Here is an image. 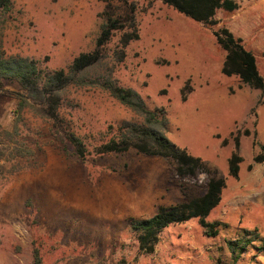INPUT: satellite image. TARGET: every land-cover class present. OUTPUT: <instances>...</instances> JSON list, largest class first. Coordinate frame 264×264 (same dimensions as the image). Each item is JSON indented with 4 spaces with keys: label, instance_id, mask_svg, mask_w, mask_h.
Here are the masks:
<instances>
[{
    "label": "rangeland",
    "instance_id": "374dc122",
    "mask_svg": "<svg viewBox=\"0 0 264 264\" xmlns=\"http://www.w3.org/2000/svg\"><path fill=\"white\" fill-rule=\"evenodd\" d=\"M234 1L237 10L218 11L209 27L158 0H129L139 38L123 48L115 32L89 72L164 109L166 137L224 180L221 202L207 217L223 223L219 234L208 237L194 219L166 228L153 254L139 252L130 221L185 195L161 158L96 153L110 127L136 115L107 92L78 84L66 90L57 121L30 99L32 108L18 113L16 98L0 95V264H31L35 241L44 264H233L234 241L237 264H264V163L253 162L264 146V94L222 74L225 53L213 36L223 27L241 39L264 78V0ZM130 16L119 0H12L9 12L0 11V58L65 69L94 49L107 18L127 24ZM5 90L28 97L16 82L5 81ZM69 134L84 144V159ZM238 134L242 163L232 178Z\"/></svg>",
    "mask_w": 264,
    "mask_h": 264
},
{
    "label": "trees",
    "instance_id": "16d2710c",
    "mask_svg": "<svg viewBox=\"0 0 264 264\" xmlns=\"http://www.w3.org/2000/svg\"><path fill=\"white\" fill-rule=\"evenodd\" d=\"M125 4L131 16L127 24L119 19L107 18L102 24L95 47L91 52L81 53L65 69L48 70L40 61L30 58H0V95H12L18 101V113L32 108L28 102L40 107L41 112L52 121L59 118V108L66 90L82 84L107 92L113 99L131 110L134 120H123L110 127L106 140L95 151L99 155L125 154L129 150L146 157L161 158L171 168V181H174L185 195V200L171 207H160L149 219L130 221V227L138 242V250L143 255L153 254L162 232L171 225H181L198 220L208 237L219 234L223 223L208 222L207 217L220 204L225 187L223 179L216 177L200 158L193 157L185 149L173 144L165 135L168 129L167 113L164 109H150L145 101L130 88L120 86L110 78H92L89 72L96 69L105 58L104 51L113 34L122 32V47L139 38L134 20V7L129 0H119ZM185 18L204 26L217 25L215 15L218 11L234 12L238 4L234 0H158ZM12 0H0V11L9 12ZM126 31V29H129ZM217 45L225 53L221 72L225 77H236L250 89L264 94V78L258 70L255 56L227 28L213 31ZM5 81L16 82L27 96L5 90ZM246 134H249L246 132ZM239 134L234 139L235 151L228 160V174L237 178L242 158L238 155ZM74 154L79 159L86 155L82 141L73 134L67 137ZM226 141L223 142L225 144ZM255 164L264 163V146L253 158ZM233 264L240 259L237 253L238 242L228 243ZM243 250V249H242ZM44 264L41 245L33 242L32 263ZM120 264H125L124 262Z\"/></svg>",
    "mask_w": 264,
    "mask_h": 264
}]
</instances>
